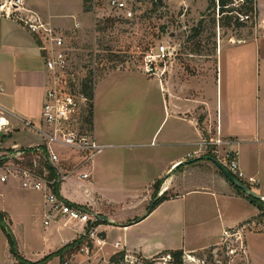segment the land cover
I'll return each mask as SVG.
<instances>
[{
	"label": "crops",
	"instance_id": "crops-1",
	"mask_svg": "<svg viewBox=\"0 0 264 264\" xmlns=\"http://www.w3.org/2000/svg\"><path fill=\"white\" fill-rule=\"evenodd\" d=\"M26 4L56 28L69 24L66 21H55L56 16L48 12V6L42 0H26ZM57 17L59 20L74 18L76 21V17L69 12ZM260 17L263 16L260 14ZM12 22L10 25L5 24L7 30H16L23 39L18 42L13 39L14 44H17L11 55L13 63L5 62L10 57L9 47H5L4 52L0 51L3 57L0 65L3 66L8 88L0 87L3 89L0 93L9 92L4 99L6 105L0 99V108L11 115L14 121L30 122L31 119H39L41 114L46 84L45 64L36 39ZM263 23L262 18L258 26L263 31L257 28L249 37H220L216 51L211 55L210 50H206L203 55L189 52L186 55L188 67L176 65L174 61L162 84L157 81L160 112L157 113L155 128L151 131H154L151 142L143 147L155 148V139L161 142L156 151L151 150L145 155L146 169L142 166L146 177H151L149 183L152 187L140 190L117 186L120 175L115 170L118 165L112 164L107 157L94 164L91 171L82 172L91 174L90 183L79 180L67 185L66 179L60 185L59 194L66 202L108 218L109 223L99 225L97 232L102 234L107 245L113 249L110 258L116 253L125 252L151 260L163 252L176 250L195 256L219 246L223 241V233L227 231L226 225L228 229H235L241 224L245 228L257 226L256 219L260 211L221 175L210 169V178L196 173L192 178L181 179L171 171L174 169L175 173L182 166L190 168L206 164L208 161L189 165L206 155L200 150V143L207 139L222 138L230 141V148L238 153L241 170L248 178L255 180L253 185L246 186L251 189L256 187L262 194L252 190L264 199ZM6 33L1 34L6 36ZM163 44L174 46L179 52L182 50L172 39L163 41ZM42 65L44 67L40 70L39 66ZM95 94L96 90L94 106ZM96 124L93 115L95 137ZM40 144L29 142L25 148H34ZM213 165H210L211 168H214ZM128 177L129 184L137 183L133 169L129 170ZM166 179L168 187L163 188L160 196L167 194V200L159 204L143 221L137 222L148 211L147 203L156 182ZM20 184L15 179L0 183V196L5 199L0 204V212L8 216L11 231L18 237L16 244L19 255L28 262L37 263L48 254L75 241L78 235L73 226L63 228L53 225L36 236L33 230L35 216L39 214L44 223L48 207L42 193L24 192ZM18 191L23 194L19 195ZM38 198L43 199V209L37 210ZM235 208L238 214L231 217L229 213ZM118 242L119 246L115 248ZM14 259L7 238L0 228V264H17Z\"/></svg>",
	"mask_w": 264,
	"mask_h": 264
},
{
	"label": "rangeland",
	"instance_id": "rangeland-1",
	"mask_svg": "<svg viewBox=\"0 0 264 264\" xmlns=\"http://www.w3.org/2000/svg\"><path fill=\"white\" fill-rule=\"evenodd\" d=\"M42 1L48 6V12L54 13L56 16L57 19L55 21H66L69 23L67 26H62L58 29L72 45L73 70H71L74 73L76 83L78 84L91 72L95 85L94 92L96 90V102L95 106L94 102H91L90 111L87 109V115L90 114L91 120L93 115H95L97 121L96 139L100 144L108 147L103 154L94 158L88 165L79 166L78 168L81 169L78 173H73L72 171L78 169L76 166L80 162L82 155L63 148H56V152L60 157L58 166L63 174H69V178L66 181L67 185L79 181L78 174L80 172L91 171L94 164L107 157L112 164L116 163L118 165V169L115 170V173L120 175L117 186L121 188L134 187L140 190H146L153 186H150L149 183L151 177H146L147 174L143 172L146 169L145 155L151 150L156 151V147L159 146L161 141L160 139L158 141L155 139L154 143L157 145L152 149L143 146L151 142V138L154 135V131L152 133L151 131L155 128L157 113L160 112V108L157 100V80L147 78L140 71L142 55L149 52L157 44L172 39L174 44L182 49L181 52L177 51L176 65L183 64L188 67L186 55L189 52L203 55L206 50H210L211 55L216 51L220 37L221 39H228L232 36L249 37L254 34L257 28L263 31L258 25L261 24V19H264V0H253L255 12L251 19L244 23L243 27L235 26L236 14H243L246 10L243 6L239 5L233 8L235 13L233 12L232 25L230 26L228 24L229 21L224 19L225 16L219 15L218 8L214 11L210 10L208 0H162L161 5L153 4V0H141V2L135 4L139 17L134 21L127 22L119 21L116 18L112 19V16H116V14L109 11L105 6H100L98 11L87 9V7L83 6V0ZM130 1L133 2V0ZM85 8L87 12L84 11ZM68 12L73 14L76 17L75 20L80 23V28L76 32L73 31L74 18L59 20L57 17ZM260 14L263 17H260ZM9 23L13 22L0 19V51L4 52L5 47H9L11 51L10 57H7L5 62L13 63L11 55L17 46V44H14V40L18 42L22 36L17 34L16 30H7L5 24ZM2 32L8 33L3 36ZM1 58L3 57L0 56ZM43 67L44 65L39 66L40 70ZM2 68L3 66L0 65V87L5 89L7 88V80ZM8 95V91L7 93H0L3 105H6L4 99ZM0 116L4 117L0 119V126L8 123L7 126L0 128V133H3L0 136V156L12 155L14 144H19L16 146L21 151H25L29 149L25 148L27 143L43 142L38 133L26 128L18 121H14L11 115L2 112ZM30 122L36 126H42L40 117L39 119H31ZM99 134L100 136H98ZM210 165L212 164L206 162V164L199 167L188 168V166H182L175 173L173 172L174 169L171 172L181 179L192 178L196 173L210 178L213 170L217 175H221L224 178L214 165V168H211ZM130 169H133V175L137 177L136 184H129L128 172ZM214 172L213 177L215 176ZM168 174L164 175L162 179L167 177ZM91 180L86 182L90 183ZM159 181L152 188L153 193L156 189L159 192L156 196L152 193L146 210L154 199L161 197L160 193L163 188L168 187L166 185L167 179L162 182ZM7 182L2 181L0 177V183L5 184ZM189 186H194V184ZM20 189L24 192L29 191L22 188V186ZM252 189L262 194L256 187H252ZM18 194L21 195L23 193L18 191ZM3 201L5 199L0 196V204ZM42 201V198H38V204L36 203L37 210L43 209ZM237 214V208L229 213L231 217ZM34 220V233L36 236L41 235L46 230L43 225V219L37 214ZM256 221H258L256 223L257 226L245 228V225L241 224L233 230L228 229V225H226L227 231L232 230L238 233L236 237L231 238L226 245H222V241L219 246L199 252L195 256L184 253L182 264H264V213L260 214ZM7 222L10 228L11 224L8 216ZM94 226L98 227L97 225ZM18 232L20 234V230ZM11 233L17 242L16 233L14 232V234L12 231ZM250 233L253 234L250 235ZM247 237H249L252 255L250 254ZM236 239H239V241ZM77 240H81L83 242L82 245H89L91 251L89 257L81 255L80 251H78L79 248L72 251L71 247H69L72 245L71 243H75ZM222 240L224 239L222 238ZM75 241L60 249L61 251L66 249L62 255L63 257L58 254L61 252L60 250L48 254L51 257L48 263L65 264L72 261V264H110L111 258L109 255L113 250L111 246L107 245L100 251L93 248L94 242L91 243L83 238ZM241 241L244 243L245 254H242L238 248ZM227 246L237 249V254L235 256L227 255ZM166 256L163 255L149 261H151V264H173L172 260L167 263L162 260ZM14 260L18 264V261ZM139 261L142 262L144 260L139 257Z\"/></svg>",
	"mask_w": 264,
	"mask_h": 264
},
{
	"label": "built area",
	"instance_id": "built-area-1",
	"mask_svg": "<svg viewBox=\"0 0 264 264\" xmlns=\"http://www.w3.org/2000/svg\"><path fill=\"white\" fill-rule=\"evenodd\" d=\"M231 1L229 7L232 8L253 2V0ZM137 2H141V0H133V2L130 0H91L89 6L95 11H98L100 6H105L109 11L116 14V16H112V19L134 21L139 17L135 7ZM153 4L161 5L162 0H153ZM236 15L242 24L253 16L244 13H237ZM0 18L14 21L36 39L44 60L46 75L44 101L40 116L42 126L19 120L26 128L38 133L43 142L39 146L30 148L36 150L33 164L30 167L23 164L25 162L22 156L24 151H21L18 146L13 147L12 155L0 156V159L6 158L5 160L8 161L0 166L1 179L5 182L11 179L18 180L22 188L43 194L45 205L48 207L43 223L46 229L53 225H59L63 228L73 226L75 233L78 235L77 239L83 238L91 243L94 242L93 248L101 251L107 246V242L103 236L100 237L102 234L97 232V228L94 226L97 220L88 211L68 205L60 194L57 195L54 192L55 188L60 189V185L69 178V174H63L58 166L60 157L56 152V148H63L82 155L76 166L77 168L88 165L108 148L96 140L90 114L87 115V109L90 111L92 101L81 92V82L85 78L79 81L78 84L74 79L71 57L72 45L50 21L28 8L26 0H2L0 2ZM79 28L80 23L74 21L73 31L76 32ZM142 56L139 67L141 73L147 78L156 79L162 84L163 79L168 75L169 67L175 61L177 50L174 46L159 43ZM0 92H3V89H0ZM0 110L5 112L1 108ZM4 126H0V128ZM231 145L230 141L217 138L207 139L200 143L199 147L206 155L211 154L241 183L249 186L253 185L255 180L248 178L241 170L238 153L230 148ZM42 160L45 162L43 168L40 167ZM48 166L50 168L53 166L57 173L52 168L49 170ZM80 169L78 168L72 172L78 173ZM78 179L89 181L91 174L80 172ZM232 230L223 233L222 245H226L231 238L236 237L238 233ZM236 240L239 241V239ZM118 246L119 242L115 244V248ZM238 248L242 254H245L242 241ZM78 251L86 257H89L91 253L88 244L82 245ZM227 251L229 256L237 254V249L229 246H227ZM162 260L167 263L171 261V257L167 255ZM71 262L65 264H72ZM115 264L145 263L140 262L138 257L125 253L123 258Z\"/></svg>",
	"mask_w": 264,
	"mask_h": 264
},
{
	"label": "trees",
	"instance_id": "trees-1",
	"mask_svg": "<svg viewBox=\"0 0 264 264\" xmlns=\"http://www.w3.org/2000/svg\"><path fill=\"white\" fill-rule=\"evenodd\" d=\"M91 0H83V4L84 7H87V9H91L89 6ZM209 1V8L210 10L214 11L218 8L219 10V15H221L222 17L225 16L224 19H227L229 21V25L231 26V21L233 19L232 17V13L235 11L232 7H229V5L231 4V0H218V2H216V0H208ZM247 6V7H245ZM246 10L244 11L245 15H253L255 12V8H254V3L248 2L246 5L243 6ZM85 12L86 8L84 9ZM127 22V21H126ZM215 23V21H213ZM235 26L236 27H243L244 24L240 23L239 20L237 18H235ZM94 83L92 81V75L91 72L90 74L81 82V92L86 95L91 101L94 100ZM36 155V150L35 149H27L24 151V155L23 158L25 160V162L23 163L25 166H32L33 164V159L35 158ZM204 157H210V158H214L211 154H207ZM202 157V158H204ZM202 161V160H201ZM199 161V162H201ZM8 161H0V166L7 163ZM196 162V163H199ZM189 165H194L193 162L189 163ZM40 167L43 168L45 167V162L42 160L40 162ZM48 169L51 170L50 166H48ZM221 173V172H220ZM222 174V173H221ZM222 176L225 178V176L222 174ZM226 179V178H225ZM227 180V179H226ZM163 180L159 181L162 182ZM228 181V180H227ZM229 182V181H228ZM230 183V182H229ZM157 184V183H156ZM230 185L241 195L246 196L242 191L238 190L237 188H235L231 183ZM54 192L59 195V188H55ZM159 191L156 189L154 194L156 196V194ZM246 198L250 201L251 204H253L254 206H256V208L260 211L261 215L264 213V202L263 201H258V200H254L252 198H249L246 196ZM167 200V194H163L160 198L157 199L156 203L153 205L152 208H150V206L148 207V210L150 209V213L162 202ZM68 205L74 207V205H72L71 203L67 202ZM153 202H151L152 204ZM150 204V205H151ZM77 208V207H76ZM7 215L4 213L0 212V228L3 231L4 235L7 238V241L9 243L10 246V251L11 254L13 255V257L18 261V264H48V262L51 260V257H45L42 261L37 262V263H32V262H28L26 260L21 259L22 257L19 255L18 253V249H17V244L15 241V238L13 236V234L11 233V230L7 224ZM101 224H104L102 221L97 220V222L95 223V225L99 226ZM72 245H70L69 247H71L72 251H74L75 249H78L81 247V245L83 244V242L81 240H77L75 241V243H71ZM66 250V249H65ZM59 252L58 254L61 255V257H63V253L64 251ZM125 255V252H120V253H116L115 255H113L110 259V264H115L117 263L120 259L123 258V256ZM163 255H169L171 257L172 263L173 264H182L183 263V257H184V251L183 250H176V251H166L161 253L160 255L156 256L155 258L161 257ZM54 256H58V255H54ZM145 264H151V261L149 260H145L143 259Z\"/></svg>",
	"mask_w": 264,
	"mask_h": 264
},
{
	"label": "water",
	"instance_id": "water-1",
	"mask_svg": "<svg viewBox=\"0 0 264 264\" xmlns=\"http://www.w3.org/2000/svg\"><path fill=\"white\" fill-rule=\"evenodd\" d=\"M3 133H0V136H2ZM6 158L4 159H0L1 160H5ZM208 161V162H211L212 164H214L217 169L225 176V178L235 187L237 188L238 190L242 191L247 197L249 198H252L254 200H258V201H263L264 202V199L258 195L256 192H254L251 188H249L248 186L244 185L243 183H241L239 180H237L232 174H230L216 159L214 158H210V157H204V158H198L194 161H192L193 163L195 162H199V161ZM51 168L53 169V171L55 173L56 170L54 169L53 166H51ZM157 199H154L153 200V203L150 205V208L153 207V205L156 203ZM150 214V209L147 211V213L145 215H143L142 217H140L137 222H141L143 221L148 215ZM90 215L92 217H94L96 220H100L102 221L103 223H109V220L108 218L106 217H103V216H100L98 214H95V213H92L90 212Z\"/></svg>",
	"mask_w": 264,
	"mask_h": 264
},
{
	"label": "bare ground",
	"instance_id": "bare-ground-1",
	"mask_svg": "<svg viewBox=\"0 0 264 264\" xmlns=\"http://www.w3.org/2000/svg\"><path fill=\"white\" fill-rule=\"evenodd\" d=\"M1 118V117H0ZM7 125V124H6Z\"/></svg>",
	"mask_w": 264,
	"mask_h": 264
}]
</instances>
